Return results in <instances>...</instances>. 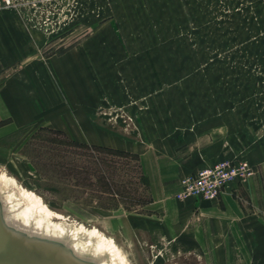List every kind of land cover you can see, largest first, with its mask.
<instances>
[{
    "label": "rangeland",
    "instance_id": "374dc122",
    "mask_svg": "<svg viewBox=\"0 0 264 264\" xmlns=\"http://www.w3.org/2000/svg\"><path fill=\"white\" fill-rule=\"evenodd\" d=\"M226 129L240 149L223 160L264 161V0L0 3V180L33 192L53 224L95 226L136 264H217L170 240L186 237L175 195L187 175L153 181L166 197L152 204L141 162L158 172L175 146L180 157ZM69 142L139 162L67 161Z\"/></svg>",
    "mask_w": 264,
    "mask_h": 264
},
{
    "label": "crops",
    "instance_id": "0c3cea01",
    "mask_svg": "<svg viewBox=\"0 0 264 264\" xmlns=\"http://www.w3.org/2000/svg\"><path fill=\"white\" fill-rule=\"evenodd\" d=\"M9 99L18 101L20 98L11 95ZM222 126L217 124L208 128L225 130L226 127ZM228 134L226 129L224 135L215 139L208 133L202 144L188 147V151L184 150L185 155L181 154L180 157V152L176 151L179 145L175 146V152L171 151L167 159L154 164L158 172H153L152 163L140 161L150 189L154 192L152 204L156 203V198L166 197L164 188L159 194L155 193L153 181H165L169 174L170 178L179 180L238 151L239 143ZM247 162L254 168L253 178L242 185L231 183L216 201L196 204L188 199L177 202L175 212L187 218V233L186 237L170 240L185 244L193 260L197 257L217 264H264V161ZM152 173L158 176L153 177Z\"/></svg>",
    "mask_w": 264,
    "mask_h": 264
},
{
    "label": "bare ground",
    "instance_id": "6f19581e",
    "mask_svg": "<svg viewBox=\"0 0 264 264\" xmlns=\"http://www.w3.org/2000/svg\"><path fill=\"white\" fill-rule=\"evenodd\" d=\"M35 196L14 180L1 179L0 201L5 223L28 235L59 242L75 255L95 264H136L127 247L95 226L53 224V214L48 213L45 205L35 202Z\"/></svg>",
    "mask_w": 264,
    "mask_h": 264
},
{
    "label": "water",
    "instance_id": "95a60500",
    "mask_svg": "<svg viewBox=\"0 0 264 264\" xmlns=\"http://www.w3.org/2000/svg\"><path fill=\"white\" fill-rule=\"evenodd\" d=\"M0 264H95L61 243L28 235L7 225L0 201Z\"/></svg>",
    "mask_w": 264,
    "mask_h": 264
},
{
    "label": "built area",
    "instance_id": "2783aa9c",
    "mask_svg": "<svg viewBox=\"0 0 264 264\" xmlns=\"http://www.w3.org/2000/svg\"><path fill=\"white\" fill-rule=\"evenodd\" d=\"M0 3L8 6L10 0H1ZM251 174L252 170L246 161H218L183 177L175 196L178 201L191 199L196 204L216 201L231 183L242 181Z\"/></svg>",
    "mask_w": 264,
    "mask_h": 264
},
{
    "label": "trees",
    "instance_id": "16d2710c",
    "mask_svg": "<svg viewBox=\"0 0 264 264\" xmlns=\"http://www.w3.org/2000/svg\"><path fill=\"white\" fill-rule=\"evenodd\" d=\"M70 146H74L79 151L76 153L79 157L71 158L70 153L68 151H64V158L67 161H137L139 162V158L137 155L120 151L109 149L105 147H96V146H86L83 144L69 142ZM88 178L85 176L84 180ZM98 186L102 187L100 192L102 194H109L111 197L116 198L119 194L116 188V184L114 183L112 178L106 177L105 175L99 176L97 181ZM149 202V201H148ZM146 204V203H145Z\"/></svg>",
    "mask_w": 264,
    "mask_h": 264
}]
</instances>
